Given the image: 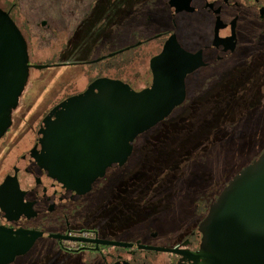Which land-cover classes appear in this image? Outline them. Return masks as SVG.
<instances>
[{
	"label": "flooded vegetation",
	"instance_id": "obj_1",
	"mask_svg": "<svg viewBox=\"0 0 264 264\" xmlns=\"http://www.w3.org/2000/svg\"><path fill=\"white\" fill-rule=\"evenodd\" d=\"M161 1L106 0L107 4L102 7L104 0H78V9L66 4L71 6L67 7L70 15L74 14L72 11L77 12L79 27L85 29V32L94 33L93 39H82L77 50L86 46L92 49L91 43L95 44V41L102 38H109V41L115 39L120 35V27H125L128 31L130 43L127 47L96 60L54 63L52 59L48 64H31L27 36L19 29L27 44L29 70L36 67L56 69L72 65L90 66L80 74L83 75L82 82L73 81L74 83L50 87L45 104H42L45 109L23 124L27 130H15L19 122L14 117L17 105L11 114V126L0 138V186L5 181L8 183L0 195V227L41 234L23 256L28 255L39 244L49 250H57V253L63 255L64 264H193L192 255L198 250L201 238L197 227L204 217H199L192 211L155 212L157 217H163L164 222L169 224L168 232L162 234V240H158L159 233L154 232V228H149L147 222L142 220L140 223L136 221L138 215L145 214L144 210L134 213L129 210V205L138 200L132 195L131 189L124 188V183L129 179H126L127 162L131 156L123 167L106 169L103 176L89 184L87 191L82 185L71 187L67 184L64 187L62 184H66L65 181L46 178L47 173L40 157L39 140L43 121L50 117L56 106L83 94L95 80H118L109 77L110 73L117 70H150V61L161 53L172 35L184 51L196 55L200 64L196 70H215L221 65L223 70H238L239 63H243L240 54L244 45L254 43L260 32L259 28L264 25V0H192V13L181 12L174 15L169 10L170 0H163L161 5L169 14L167 20L154 16L157 4ZM20 2L21 0H14L0 9L8 12L11 17V11ZM97 11L98 17L92 20L91 17ZM134 15L135 20L138 18L144 22V27H150V32L148 28L146 30L147 35L139 36L137 32H133ZM184 16L192 18V46H188L187 41H182L179 36L178 21ZM45 24L46 22H41V26ZM154 24L157 27H151ZM70 44V38H66L58 54L60 58H70L67 54ZM125 53L129 56L119 66L103 62ZM148 87L150 84L144 89ZM23 117H20V124ZM50 119L53 120V117ZM14 183L18 185V191L14 189ZM118 185L120 188L116 191ZM20 196L24 203L31 204L32 211L26 210L23 216L17 217L13 208L18 206L17 199ZM50 236H59L61 240ZM147 248L178 250L180 253L155 252ZM18 258H15V262Z\"/></svg>",
	"mask_w": 264,
	"mask_h": 264
},
{
	"label": "rangeland",
	"instance_id": "obj_2",
	"mask_svg": "<svg viewBox=\"0 0 264 264\" xmlns=\"http://www.w3.org/2000/svg\"><path fill=\"white\" fill-rule=\"evenodd\" d=\"M162 1L157 4L154 16L167 20L169 14L161 5ZM13 2L0 0V7ZM66 4L78 9V0H21L11 11L23 35L27 36L31 64H48L52 59L54 63L96 60L130 43L128 31L120 27V35L115 39L102 38L91 43L92 49L86 46L77 50L83 40L93 39L94 33L79 27L77 12L72 11L74 14L70 15L67 7L71 6ZM106 4L104 0L101 6ZM98 15L99 11L91 19ZM135 19L134 15L133 32L147 35L150 27H144V22ZM41 22H46L45 26H41ZM178 22L180 39L192 46V18L184 16ZM259 30L254 43L244 45L240 54L243 63L239 59L238 70H223L221 65L215 70H199L188 76L185 101L166 121L139 136L133 144V153L127 162L126 179H129L124 188L131 189L138 200L129 205V210L132 213L144 210L145 214L138 215L136 221L142 220L149 228H154V232L159 233L158 240L168 232L169 224L155 212L192 211L205 217L210 206L208 201L218 196L227 182L264 149V25ZM66 38L71 41L67 52L70 58L63 59L58 54ZM129 55L120 54L103 62L119 66ZM89 67L30 69L14 113L15 120L19 121L15 130H27L23 124L41 114L50 87L82 82L80 74ZM220 76L225 78L221 82ZM109 77L120 79L135 91L151 84L149 70H117ZM21 116L24 117L20 124ZM119 188L118 185L115 190ZM63 259L57 250L38 244L28 255L10 264H64Z\"/></svg>",
	"mask_w": 264,
	"mask_h": 264
},
{
	"label": "water",
	"instance_id": "obj_3",
	"mask_svg": "<svg viewBox=\"0 0 264 264\" xmlns=\"http://www.w3.org/2000/svg\"><path fill=\"white\" fill-rule=\"evenodd\" d=\"M169 10L174 15L192 13L194 8L192 0H170ZM197 60L172 35L150 61V87L136 92L119 80L101 78L83 94L56 106L50 113L53 120L46 118L40 129V157L46 178L63 180L64 187L82 185L87 191L106 169L123 167L134 141L185 101V80L197 71ZM28 75L26 41L9 13L0 9V138L11 126V114ZM7 186V181L0 186V195ZM14 189L19 190L16 183ZM17 200L18 206L13 208L17 217L32 211L22 196ZM197 231L201 238L192 255L193 264H264V149L227 182ZM39 237L41 234L32 231L0 227V264H10L27 254ZM50 237L61 240L59 236Z\"/></svg>",
	"mask_w": 264,
	"mask_h": 264
},
{
	"label": "trees",
	"instance_id": "obj_4",
	"mask_svg": "<svg viewBox=\"0 0 264 264\" xmlns=\"http://www.w3.org/2000/svg\"><path fill=\"white\" fill-rule=\"evenodd\" d=\"M11 17H12V15H11ZM12 19H13V17H12ZM13 20H14V19H13ZM14 22H15V20H14ZM15 23H16V22H15ZM17 26H18V25H17ZM18 28L21 29L19 26H18ZM198 71H199V70H197L196 72H198ZM196 72H195V73H196ZM193 74H194V73H193ZM223 78H224L223 76H220V82L223 81V80L225 79V78H224V79H223ZM164 121H166V120H164ZM164 121H163V122H164ZM160 124H161V123H160ZM158 125H159V124H158ZM156 127H157V126H156ZM156 127H154L153 129H155ZM153 129H151L150 131H152ZM150 131H148V132H146V133H144V134H147V133H149ZM144 134H143V135H144ZM216 198H217V196H215V198H214L212 201H208L207 205H208V206L211 205V204L216 200Z\"/></svg>",
	"mask_w": 264,
	"mask_h": 264
}]
</instances>
